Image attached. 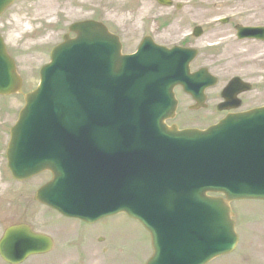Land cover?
Returning a JSON list of instances; mask_svg holds the SVG:
<instances>
[{
	"label": "water",
	"instance_id": "1",
	"mask_svg": "<svg viewBox=\"0 0 264 264\" xmlns=\"http://www.w3.org/2000/svg\"><path fill=\"white\" fill-rule=\"evenodd\" d=\"M14 1L0 0V16ZM157 1L163 6H172L169 0ZM237 30L239 39L264 41V29L238 27ZM70 31L77 37L70 39L66 36L64 43L53 50L52 62L41 71L40 87L25 95V107L11 131L7 155L13 177L17 181H25L46 170L51 171L53 180L38 192L37 200L66 217L94 223L125 212L140 221L152 235L154 257L148 264H207L234 251L238 237L230 220L229 203L240 199L264 200V108L230 116L204 132L169 130L164 121L174 116L177 108L173 93L176 83H182L184 88L189 82L198 84L194 90L190 91L188 86L185 90L191 92L200 106L205 101L203 93L206 88L217 83L207 69L190 73V63L196 58L197 51L181 48L167 50L147 38L138 55L125 58L121 55L118 38L102 23L81 22L73 25ZM202 33L201 28L194 31L196 37ZM126 66L135 69L131 89L133 96L117 94L116 97V81L121 82L122 79L123 83L131 77L122 71ZM142 75L150 79L148 82L162 78L163 110L156 108L158 105L151 97L153 94L143 92ZM21 88L22 80L16 64L0 36V95L20 93ZM249 90L251 86L237 78L230 83L223 96L230 101ZM127 97L121 101L127 108L120 116L125 118L126 125L136 127V137L142 139L132 144L124 138L118 140L124 129L119 128L118 132L116 128L119 116L116 115V106L120 105L116 103L117 98ZM232 104L235 108L241 105L237 101ZM164 111L166 113L162 116L158 115ZM129 113L132 114L130 122ZM158 116L159 122L153 123V131L158 138L163 135L168 137L176 143L174 145L179 151H186L187 144L201 147L198 152L192 151L200 156L198 162L182 159L174 169V173L178 170L184 177L183 183L188 192L172 186L168 187L169 192L158 196L147 194L142 201L144 203L134 205L132 201L136 195L140 196L138 192H110L104 185L114 181L112 174L106 175L100 170L88 174L80 164L83 158L77 153L65 157V147L68 150L71 146L73 149L76 147L75 142L65 146L67 139L82 141L89 133L94 139L107 140L116 136V144L108 148L106 155L112 159L116 154L113 167L116 171L124 170L125 159L129 166V163L138 161V152L142 148L145 150L143 139L147 135L144 132L151 118L154 122ZM125 121L118 124L124 127ZM105 128L115 131L107 133L103 131ZM41 146H46L53 156H47L45 151L40 150ZM199 154L208 155L218 167L221 163V169L225 171L230 163V170L225 176L228 186L224 182L218 184L223 173L217 174L218 168L212 167L211 161L204 163ZM258 158L261 162L254 161ZM150 161L161 162L156 159ZM230 171L232 176L228 179ZM193 176L197 177L194 179ZM175 181L179 183L180 178L172 179V182ZM143 184L145 181H142ZM210 191L222 192L227 199L210 198L207 196ZM196 232L200 236H196ZM51 248L49 237L35 234L28 226H20L6 232L0 242V255L9 264H21L29 256L48 253Z\"/></svg>",
	"mask_w": 264,
	"mask_h": 264
},
{
	"label": "rangeland",
	"instance_id": "2",
	"mask_svg": "<svg viewBox=\"0 0 264 264\" xmlns=\"http://www.w3.org/2000/svg\"><path fill=\"white\" fill-rule=\"evenodd\" d=\"M173 1L183 8H165L155 0H16L0 18V33L16 60L23 79V94L39 84L41 67L50 61L52 49L63 42L70 25L93 19L105 23L120 36L124 53L137 49L145 36L170 48L186 46L199 50L192 70L207 67L219 78V85L207 92L208 108L192 114L194 119L189 110L191 98L178 88L180 107L174 123L202 128L223 117L225 114L215 107L221 101V91L234 77L254 84V90L243 96L242 109L264 105V43L239 41L235 33L238 24L264 26V0ZM226 16L232 18L229 24L217 22ZM197 25L204 29L199 39L191 35ZM23 94L0 96V237L10 225L25 222L56 240L54 252L34 257L25 264H80L84 255L77 251L84 247H76L68 239L74 238L88 246L82 239L89 235L110 240L112 249L116 248V253L112 252L116 264H122L123 260L142 264L152 255L151 238L138 222L119 214L94 226L84 225L47 207L34 205L35 192L49 174L24 183L13 179L6 153L10 129L24 106ZM232 206L239 246L233 254L211 264H264V202L243 201ZM0 264L5 263L0 259Z\"/></svg>",
	"mask_w": 264,
	"mask_h": 264
},
{
	"label": "flooded vegetation",
	"instance_id": "3",
	"mask_svg": "<svg viewBox=\"0 0 264 264\" xmlns=\"http://www.w3.org/2000/svg\"><path fill=\"white\" fill-rule=\"evenodd\" d=\"M82 240L86 241L89 247L85 243H81L85 249L77 251L79 254L84 255L81 256L83 259L82 262H79L80 264H116V255H107V253L111 252L116 253V248L112 249L113 247L110 244V240H107L101 235H89ZM78 242L80 241L78 240L77 243Z\"/></svg>",
	"mask_w": 264,
	"mask_h": 264
},
{
	"label": "bare ground",
	"instance_id": "4",
	"mask_svg": "<svg viewBox=\"0 0 264 264\" xmlns=\"http://www.w3.org/2000/svg\"><path fill=\"white\" fill-rule=\"evenodd\" d=\"M192 119H194V118H192Z\"/></svg>",
	"mask_w": 264,
	"mask_h": 264
}]
</instances>
